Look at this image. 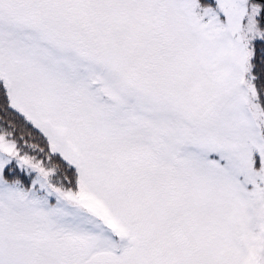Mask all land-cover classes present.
I'll list each match as a JSON object with an SVG mask.
<instances>
[{
  "label": "snow or ice",
  "instance_id": "snow-or-ice-1",
  "mask_svg": "<svg viewBox=\"0 0 264 264\" xmlns=\"http://www.w3.org/2000/svg\"><path fill=\"white\" fill-rule=\"evenodd\" d=\"M0 264H264V0H0Z\"/></svg>",
  "mask_w": 264,
  "mask_h": 264
}]
</instances>
